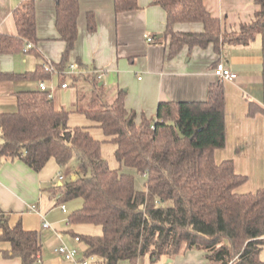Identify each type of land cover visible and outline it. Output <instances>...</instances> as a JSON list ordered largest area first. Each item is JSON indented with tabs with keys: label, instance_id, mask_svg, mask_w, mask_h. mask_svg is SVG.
Returning <instances> with one entry per match:
<instances>
[{
	"label": "trees",
	"instance_id": "trees-1",
	"mask_svg": "<svg viewBox=\"0 0 264 264\" xmlns=\"http://www.w3.org/2000/svg\"><path fill=\"white\" fill-rule=\"evenodd\" d=\"M55 27L65 47L55 68L63 72L78 36L79 0H54ZM165 13L167 58L184 47L222 44L248 45L261 37L264 83V0H253L252 17L237 29L222 30L203 0H152ZM116 13L138 8V0H113ZM16 34H0V54L20 52L25 42L37 53L35 0H24L13 10ZM202 24L200 32L174 30L177 23ZM86 28L93 32L96 20L86 15ZM156 36V35H155ZM217 63V62H216ZM215 63V64H216ZM51 72L43 64L15 72L0 68L3 82L47 80ZM77 86L88 82L90 90L77 88V111L107 136L95 139L89 127L68 125L70 111L58 108L47 91H14L16 109L0 112V159L21 160L40 171L53 158L62 170L73 158L77 167L61 185L49 188L57 203L81 199V206L68 214L71 224H94L100 234L79 236L85 244L80 260L94 256L91 264H137L147 256L173 260L198 250L209 264H264V188L237 193L247 177L237 174L231 160L217 163L214 151L225 144L224 90L221 81L209 86L204 101H161L154 115L126 109L119 91L106 100L103 86L86 76L70 75ZM85 103V106L82 104ZM256 108L251 104L250 113ZM103 142L115 145L118 168H110L101 154ZM74 176V178H72ZM142 179L143 188L136 186ZM4 258L21 264H41L39 233L14 225L0 211V242Z\"/></svg>",
	"mask_w": 264,
	"mask_h": 264
},
{
	"label": "crops",
	"instance_id": "crops-1",
	"mask_svg": "<svg viewBox=\"0 0 264 264\" xmlns=\"http://www.w3.org/2000/svg\"><path fill=\"white\" fill-rule=\"evenodd\" d=\"M203 2L211 15L220 20L222 30L226 31L248 21L255 10L253 0ZM22 3L23 0H0V34H16L12 13ZM79 6L78 36L74 49L63 74L52 73L50 76L59 83L54 93L51 92L56 107L76 110L79 105L77 88L72 81L67 83L66 88L61 87L66 82V76L72 75L68 74V64L74 62L86 71L79 76L92 78L98 86H103L108 102L123 91L126 109L134 110L138 115L144 113L148 117L154 115L161 101H204L209 86L221 81L224 90L225 144L214 151L215 161L231 160L235 172L247 177L246 182L235 189L237 193L264 188V83L260 36L248 45L222 44L219 52L212 45L206 48L184 47L174 57L167 58V39L156 41L165 29V13L160 6L152 4V0H138L137 9L120 13L114 11L113 0H79ZM35 9L37 53L26 52L29 54L28 62L34 65L28 70L45 63L55 65L60 61L65 47L55 27L54 0H35ZM87 13L95 16L96 29L93 32L86 28ZM202 28L198 22L177 23L174 26V30L182 32H200ZM148 37L152 40L149 41ZM10 61L11 55L0 54L1 69L9 70L13 66H10ZM218 61H223L236 73L234 80H222L213 73ZM97 72H104L105 79L97 80ZM37 84L38 81L3 82L0 85V112L16 109L14 91L37 89ZM79 86L90 90L86 81L81 80ZM251 104L256 108L253 113H250ZM58 171L54 181L61 185L66 176L59 168ZM74 171L75 168L71 170ZM58 176H63L64 180ZM141 180H136V186L140 189L143 188ZM41 185L37 173L21 160L0 159V211L7 217L8 223L14 225L20 220L23 228L39 233L41 264H74L58 255L54 249L61 243L78 245L83 249L82 256L86 246L84 242L77 244L74 237L85 233L78 232L79 224L66 222L70 212L63 213L56 196L49 191L55 185ZM38 190L44 196L39 206L35 203L39 213L27 209L24 203L28 198L21 197L19 192L33 196L34 200ZM41 215L50 223L51 229L41 228ZM9 247L8 242H0V264H21L19 258L7 259L2 256L1 250ZM184 255L188 262L209 264L202 251L191 250ZM262 255L264 248L260 252V258L264 260ZM118 264L130 263L123 260ZM137 264H146V256L139 258Z\"/></svg>",
	"mask_w": 264,
	"mask_h": 264
},
{
	"label": "rangeland",
	"instance_id": "rangeland-1",
	"mask_svg": "<svg viewBox=\"0 0 264 264\" xmlns=\"http://www.w3.org/2000/svg\"><path fill=\"white\" fill-rule=\"evenodd\" d=\"M232 29H237V28H232ZM227 31H229V30H227ZM28 56H29V54L23 53L22 50L20 52L11 54L10 66L11 65H13V66L11 68H9V71L24 72L30 68H33V66H34L33 63L28 62ZM70 80H71L70 76L67 75L65 78V81H66L65 83H68ZM45 82H46V85H47L49 91L54 93V89H56L58 87V84H59L57 82V79L55 78V80H53V79L49 78V79L45 80ZM76 88L80 89V86L77 85ZM71 89L74 90L73 87H71ZM58 91H61V90H58ZM82 105L85 106V103H83ZM67 110L70 111L69 116H68V120H67V123L69 126H71V127H75V126L89 127V132L95 139L103 141L104 139L107 138V136L103 133V131L100 128L94 127V126L91 127V124H92L91 121H89L87 118H85V116L81 112L74 110V108H70V109L67 108ZM114 150H115V145L110 143V142H103L101 145L102 157L107 162V164L110 168H118L119 167V164L115 158ZM76 167H77V160L75 158H73L71 160V162L68 164V166L65 167L64 169H62V175L66 176V178H69L71 176L70 173L73 174V172H71V170L73 168H76ZM58 172H59L58 167H57L55 161L53 160V158H51L48 160V162L45 164V166L40 171H38L36 173H37V177L40 180V183L43 185V187H46L47 185H57L56 184L57 182L55 183L54 179H55V177H57ZM19 192L21 194V197L28 198V201H26V203H24V205L27 207V209H29V207L35 203L39 206V204H38L39 201H41V199L44 197L43 195L40 194L39 190L36 192V199H34V200L32 199L33 196L24 195L23 191H19ZM80 204H81V199H79V198L64 202V205L66 206L68 213L71 212L72 210H74L77 206H80ZM78 226H77L78 232H83L85 234L86 233H89V234H100L101 233V227L99 225L82 223V224H79ZM262 256L264 257V255H262ZM198 259L199 258H197V260ZM146 264H194V262L193 263H191V261L188 262L185 258V255L183 254V255H178V256L174 257V259L169 263H167L165 261V258H163V257H161L160 259H158L156 261H151L146 256Z\"/></svg>",
	"mask_w": 264,
	"mask_h": 264
},
{
	"label": "built area",
	"instance_id": "built-area-1",
	"mask_svg": "<svg viewBox=\"0 0 264 264\" xmlns=\"http://www.w3.org/2000/svg\"><path fill=\"white\" fill-rule=\"evenodd\" d=\"M24 1V0H23ZM148 40L151 41L152 38L148 37ZM33 45L30 42H25V45L21 49L23 53H26L30 48H32ZM44 70L49 71L51 73H58V74H63V72L58 71L55 66L51 63H45L43 64ZM67 71L68 74H73V75H79V74H84L86 71L82 67H80L77 63H70L67 66ZM213 73L220 79L222 80H234L236 78V73L233 72L229 67L226 66V64L223 61H218L214 68H213ZM97 80L102 81L105 79V73L104 72H97L96 73ZM62 88L67 87V83H62L61 84ZM37 88L42 91H47L49 94V97H52L51 91H49L45 80H40L38 81ZM60 180H63V176H58ZM59 208L63 213L67 212L66 206L62 203L59 204ZM29 210L35 211L39 213V210L37 209V206L35 204L31 205L29 207ZM41 228L46 230V229H51V225L48 221L45 220L43 215H41ZM66 222L69 223L68 219L66 218ZM74 240L77 242V244L82 243L83 241L80 239L79 236H75ZM55 252L62 256L65 260L73 262L74 264H91L93 261H95L94 256H90L87 259L80 260V254L83 251L82 248H80L78 245L77 246H68L65 243H61L58 245L55 249Z\"/></svg>",
	"mask_w": 264,
	"mask_h": 264
},
{
	"label": "water",
	"instance_id": "water-1",
	"mask_svg": "<svg viewBox=\"0 0 264 264\" xmlns=\"http://www.w3.org/2000/svg\"><path fill=\"white\" fill-rule=\"evenodd\" d=\"M160 36V35H159ZM72 178H74V176H72ZM171 262V260H168L167 263Z\"/></svg>",
	"mask_w": 264,
	"mask_h": 264
}]
</instances>
